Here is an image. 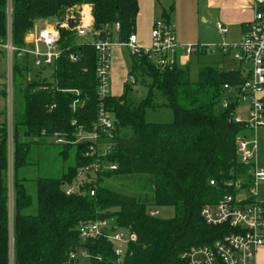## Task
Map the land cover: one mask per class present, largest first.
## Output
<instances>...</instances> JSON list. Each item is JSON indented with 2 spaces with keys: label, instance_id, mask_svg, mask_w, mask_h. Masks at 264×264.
<instances>
[{
  "label": "trees",
  "instance_id": "16d2710c",
  "mask_svg": "<svg viewBox=\"0 0 264 264\" xmlns=\"http://www.w3.org/2000/svg\"><path fill=\"white\" fill-rule=\"evenodd\" d=\"M12 40L24 45L26 33L37 21H54L59 30L61 54L52 64V80L27 79V59L15 58L14 96L19 104L13 114L14 264H62L68 252L84 246L92 255L88 264H114L105 237L81 243L77 226L94 219H113L118 227L137 235L125 264H185L180 255L193 245L212 242L227 226H211L200 216L205 203L222 195H235L228 182L251 184L250 166L240 164L235 138L242 125L229 121L231 109H221L223 84L240 83L238 70L205 65L197 80L189 77L188 65L157 67L145 55H131L128 75L139 73L150 80L147 96L137 104L124 93L105 100L115 120L111 152L104 159L116 169L98 171L83 193L67 195L81 167L96 164V157L84 156L89 142L74 144L77 128L91 131L96 121L98 98L95 76L96 54L89 43H77L69 23L79 18L77 9L90 6L92 27L102 39L124 42L135 33L139 12L137 0H10ZM7 0H0V39L5 37ZM161 18L167 19L165 12ZM119 23L115 33L112 26ZM2 54V52H0ZM77 55L76 61L69 56ZM39 73V72H38ZM40 74V73H39ZM67 90H77L79 93ZM4 95V89L1 90ZM166 100L173 112L170 123H147L145 110L153 107L155 94ZM77 102L75 109L71 104ZM55 107L50 110V105ZM74 122V123H72ZM54 132L69 141L59 154L65 160L72 151L73 163L59 177L35 180V200L20 170L32 164L30 147L35 139ZM0 264H7V211L4 173L7 167L6 126L0 120ZM127 180L136 192L125 194L110 188L106 180ZM215 185H210L209 181ZM95 188L94 196L88 190ZM248 198L245 202H252ZM35 202V211H30ZM171 207V217L150 216L151 209ZM114 208L112 212L106 209ZM100 258V260H98Z\"/></svg>",
  "mask_w": 264,
  "mask_h": 264
},
{
  "label": "built area",
  "instance_id": "2783aa9c",
  "mask_svg": "<svg viewBox=\"0 0 264 264\" xmlns=\"http://www.w3.org/2000/svg\"><path fill=\"white\" fill-rule=\"evenodd\" d=\"M253 16L249 22L242 26L238 41L221 42L216 48L223 54H231L239 65L238 70L243 77L242 82L235 84H223L221 109H231L229 121L242 125V129L235 138L236 155L240 164L250 166L248 171L252 182L248 188L243 187V182H228L233 186L235 195L224 194L213 203H205L200 209L203 221L211 226H227L229 233H225L210 243L193 245L181 253L180 257L185 264H260L257 261V252L264 248V199L257 198L256 184L264 181V170L256 165L258 152V135L264 131V0H252ZM6 29L4 39H0V72L3 73V89L6 99V157L7 167L4 173L6 189L7 211V264H14V185H13V114H14V85L13 65L15 58L27 59L29 68L44 69L51 67L59 58L61 50L58 42L60 34L54 25L45 23L41 28L34 25L24 37V45L15 47L12 40V7L7 0L5 10ZM79 19V18H78ZM73 25L78 37H88L89 44L93 46L96 54L95 76L97 79V116L91 131L77 128L74 136V144L89 142L84 156H95L96 164L81 167L71 185H64L67 195L83 193L81 189L86 183L87 176L94 177L97 172L105 169H116V165L107 163L104 159L111 150L110 140L114 137L115 120L105 107V100L112 96L110 92L111 79V49L114 44L126 47L131 55L142 54L159 68L172 65L182 66L190 55L208 53L213 51V45L178 44L175 37L173 24L163 18L154 20L149 44H139L137 35L130 34L124 42L102 39L92 27V22L84 19ZM65 25L67 28L68 26ZM119 23L112 26V30L119 31ZM219 34L224 36L228 29L221 21L215 23ZM185 61H179V55ZM71 61L77 60L76 54L69 56ZM181 62V63H180ZM233 70V69H231ZM40 73V71H38ZM38 73V74H39ZM36 74V75H38ZM40 75V74H39ZM27 79L29 80L28 76ZM126 84H135L132 75H128ZM78 94L77 90H67ZM241 102L247 104L244 112L246 117L237 112ZM77 102L71 104L75 109ZM54 104L50 105L52 110ZM74 123V122H72ZM55 145L68 143L64 135L54 132L51 136ZM215 185L214 181H209ZM90 196H94L95 188L88 190ZM242 196L238 198L239 194ZM253 198L252 202H245ZM150 216H159L158 209H151ZM77 232L81 243L94 241L105 237L111 245L114 264H125V260L132 253L131 245L136 242L137 235L126 228L116 225L113 219H94L80 222ZM92 255L84 246L68 252L66 260L62 264H88ZM100 260V258H98Z\"/></svg>",
  "mask_w": 264,
  "mask_h": 264
},
{
  "label": "rangeland",
  "instance_id": "374dc122",
  "mask_svg": "<svg viewBox=\"0 0 264 264\" xmlns=\"http://www.w3.org/2000/svg\"><path fill=\"white\" fill-rule=\"evenodd\" d=\"M140 2V15H142L141 20L146 18L148 14V8L157 7V15L160 14L162 9H165L167 13L170 14L171 23L175 29L176 41L181 44H191V45H206L211 44L213 51L208 53H198L189 56L188 70L189 77L192 82L197 80L199 68L205 65H216L223 70L237 69L239 65L234 61L231 54H223L220 52L216 45L221 42H228L234 40L237 36L238 29L233 27V24L229 22L228 17L236 14L242 4L243 0H139ZM85 10V12H84ZM87 10V11H86ZM250 12L253 13V7L249 8ZM78 15L83 12L85 19H88V15H91L90 6H85V8L77 9ZM160 17V16H157ZM169 21V20H168ZM217 21L225 22L226 26L229 28L228 34L222 36L219 34L215 28V23ZM45 23H50L55 25L54 21H37L34 25L41 28ZM76 24L77 21L75 22ZM80 25V24H78ZM144 27V26H143ZM151 31V30H150ZM77 43H89L88 37H78ZM115 46H112V54ZM147 46V45H146ZM120 62L116 64L119 72V77L115 79L113 76V70H115L114 64L116 63L115 57L111 56V79H110V92L114 96H120L124 93L123 82L127 78L121 76L122 71L127 72L131 68V54L126 47H122ZM119 55V54H118ZM180 67V66H179ZM40 71V75L38 74ZM52 67H46L44 69H34L28 70L27 76L29 80L46 78L47 81H51L52 77ZM38 74V75H36ZM135 79V84L128 85L129 88L125 91V98L128 102L132 104H137L146 98L150 80L147 76L143 78L137 72L131 74ZM127 77V76H126ZM3 89V73L0 72V120L4 119L6 114V99L2 95L1 90ZM166 100L160 94H155L153 99V107H149L145 110L144 119L147 123H170L173 120L172 110L165 104ZM19 104L18 97L14 96V108ZM247 109V104L241 102L238 105L237 112L243 117H246L244 112ZM15 111V109H14ZM258 152L256 164L258 167L264 170V131H261L258 135ZM1 140V137H0ZM61 146L55 145L52 142L51 137H41L35 139V143H32L30 147L29 159L32 164L20 170V173L26 178V186L30 194H32L35 200V180L39 177H59L70 165L73 163L72 151L68 154L67 159H63L59 154ZM93 178L87 176L84 181L86 183L93 184ZM110 188L117 191H121L125 194H131L136 192V186L127 180H106L104 182ZM88 185V184H87ZM255 191L260 199H264V181H259L256 184ZM242 196L239 194L238 198ZM114 208L106 209V212H112ZM30 211H35V202L30 209ZM159 217H171L173 215V209L171 207H160L158 208ZM264 250V248L262 249ZM264 256V255H263ZM259 258V257H258ZM86 264V262H85ZM261 264V263H260ZM264 264V263H263Z\"/></svg>",
  "mask_w": 264,
  "mask_h": 264
},
{
  "label": "crops",
  "instance_id": "0c3cea01",
  "mask_svg": "<svg viewBox=\"0 0 264 264\" xmlns=\"http://www.w3.org/2000/svg\"><path fill=\"white\" fill-rule=\"evenodd\" d=\"M138 2V6H139V12H138V15H137V18H136V23H135V34L137 35V38H138V41H139V44L142 45V46H146L149 44V39H150V30H151V27H152V24L154 22V20H156L157 18H160V17H157V16H161V13L164 11L166 16H167V19L171 22V18H170V14L167 13V11L165 9H162L160 11V14L157 15V7L151 9V8H148V14L146 16V18L143 20V24H142V20H141V17L142 15H140V2L139 0H137ZM252 6V0H243L242 1V4H241V7L239 9V11L228 17L227 19H229V22L233 23V24H226L225 22L222 21V23H224V25H232L233 27H236V29H238V34L237 36L235 37L234 40H231V41H228V42H235V41H238L239 38H240V35H241V31H242V26L246 23V22H249L251 19H252V16H253V13L250 12L249 8ZM83 8H85V6H82ZM81 7V8H82ZM87 11V10H86ZM85 12V10H84ZM86 16H84L83 12L80 14V17L78 19V21H82L85 19ZM88 20L89 22H92V17L91 15H88ZM50 24V23H48ZM50 25H53V24H50ZM225 25V26H226ZM54 26V25H53ZM144 26V27H143ZM227 27V26H226ZM227 27L228 29V32H229V28ZM228 32L226 34H228ZM178 43V42H177ZM178 44H181V43H178ZM123 47V46H122ZM121 50L122 48L120 47V45L118 46H115L114 50H113V54H112V49H111V56L117 60L116 63L114 64L115 66V70H113V76H115V79L118 78L120 75H119V72H118V69L116 67V64H118V62H120L119 58L121 59ZM119 54V55H118ZM182 61V63L185 61V58H182V55L180 54L179 55V61ZM189 58L187 60L186 63H184L182 66L180 67H184L186 65H188L187 63L189 62ZM121 63V62H120ZM181 63V62H180ZM111 66H112V62H111ZM229 70V69H228ZM129 72V71H128ZM128 72L126 70L122 71V74L121 76H128ZM123 77V80L124 78H127V77ZM126 80H124L123 82V87H124V84H125ZM114 96V95H113ZM257 165V164H256ZM257 198L258 195H257ZM263 249V248H262ZM260 249L258 252H257V261L261 264L264 263V250ZM259 257V258H258Z\"/></svg>",
  "mask_w": 264,
  "mask_h": 264
},
{
  "label": "water",
  "instance_id": "95a60500",
  "mask_svg": "<svg viewBox=\"0 0 264 264\" xmlns=\"http://www.w3.org/2000/svg\"><path fill=\"white\" fill-rule=\"evenodd\" d=\"M68 28H69L70 30L73 29V25H72V23H69V24H68Z\"/></svg>",
  "mask_w": 264,
  "mask_h": 264
}]
</instances>
